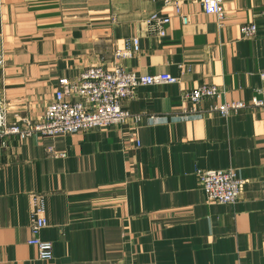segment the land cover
<instances>
[{
  "label": "crops",
  "instance_id": "obj_1",
  "mask_svg": "<svg viewBox=\"0 0 264 264\" xmlns=\"http://www.w3.org/2000/svg\"><path fill=\"white\" fill-rule=\"evenodd\" d=\"M225 18L197 0L173 8L152 0H0V103L8 121H39L61 78L113 68L134 37L140 52L123 62L137 75L170 74L125 101L137 128L0 138V264H264V0H224ZM154 12L170 18L164 37L149 31ZM255 23L257 33L241 35ZM222 92L193 105L199 86ZM219 102L247 107L223 117ZM64 154L65 157H55ZM234 170L246 180L236 205L210 204L198 170ZM43 196L50 261L28 245L32 195Z\"/></svg>",
  "mask_w": 264,
  "mask_h": 264
},
{
  "label": "built area",
  "instance_id": "obj_2",
  "mask_svg": "<svg viewBox=\"0 0 264 264\" xmlns=\"http://www.w3.org/2000/svg\"><path fill=\"white\" fill-rule=\"evenodd\" d=\"M152 1L160 3L163 8H173L182 23H188V17L182 13V6L190 0ZM197 1L206 15L215 16L220 22L224 20V0ZM169 24L170 18L162 16L159 12H154L147 20L149 31L160 37L166 35ZM257 30L255 23L247 24L241 27V35L244 38H251L256 35ZM139 52L140 41L138 37H134L126 42L124 48L115 50L114 65L111 70L92 66L75 79H59V89L39 121L25 117L10 123L6 105L0 103V138L9 136H18L21 140L34 136L52 138L57 135H72L106 127L125 126L129 122L137 128L142 118L132 115L124 107V102L134 100L140 87L173 85L180 82L179 78L166 73L137 75L127 71L123 62L133 59ZM3 62V58H0V65ZM260 77L264 80V71L260 73ZM221 96L222 92L218 88L202 85L184 93L183 98L186 102L198 105L206 98L219 99ZM253 104L258 107L264 106V102L260 100H254ZM246 107L245 102H219L213 110L227 117ZM49 152L57 158L65 157L64 154H55L52 148ZM197 174L199 184L210 204L236 205L247 183L232 169L198 170ZM31 200V238L28 240V245L37 250L40 260L50 261L54 257L53 246L41 238L42 231L48 226L44 199L42 195L34 194Z\"/></svg>",
  "mask_w": 264,
  "mask_h": 264
}]
</instances>
